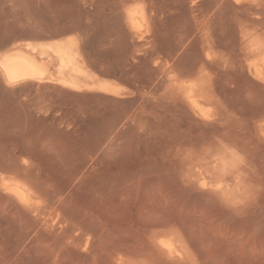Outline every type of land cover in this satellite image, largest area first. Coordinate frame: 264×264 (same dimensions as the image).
I'll return each instance as SVG.
<instances>
[{"label":"rangeland","instance_id":"obj_1","mask_svg":"<svg viewBox=\"0 0 264 264\" xmlns=\"http://www.w3.org/2000/svg\"><path fill=\"white\" fill-rule=\"evenodd\" d=\"M69 40L115 93L0 71V264H264V0H0Z\"/></svg>","mask_w":264,"mask_h":264},{"label":"bare ground","instance_id":"obj_2","mask_svg":"<svg viewBox=\"0 0 264 264\" xmlns=\"http://www.w3.org/2000/svg\"><path fill=\"white\" fill-rule=\"evenodd\" d=\"M137 13L135 10L128 13L132 22L137 18ZM85 63L75 40L65 43H26L0 56V71L8 84L47 80L76 91L99 89L115 93L112 85L97 79ZM13 192L21 195L20 188H15Z\"/></svg>","mask_w":264,"mask_h":264}]
</instances>
